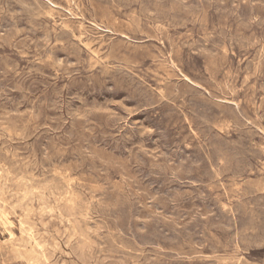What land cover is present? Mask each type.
Segmentation results:
<instances>
[{
	"label": "rangeland",
	"instance_id": "rangeland-1",
	"mask_svg": "<svg viewBox=\"0 0 264 264\" xmlns=\"http://www.w3.org/2000/svg\"><path fill=\"white\" fill-rule=\"evenodd\" d=\"M0 264H264V0H0Z\"/></svg>",
	"mask_w": 264,
	"mask_h": 264
},
{
	"label": "bare ground",
	"instance_id": "bare-ground-1",
	"mask_svg": "<svg viewBox=\"0 0 264 264\" xmlns=\"http://www.w3.org/2000/svg\"><path fill=\"white\" fill-rule=\"evenodd\" d=\"M46 12V11H45ZM135 12V11H134ZM67 27V26H66ZM65 28V27H64ZM166 29V28H165ZM98 63V62H97ZM18 72V71H17ZM137 75V74H136ZM2 127V126H1ZM263 128V127H262ZM19 130V129H18ZM63 152V151H62ZM9 174V173H8ZM26 175V174H25ZM249 179V178H248ZM241 185V184H240ZM33 194V193H32ZM26 200V199H25ZM93 203V202H92ZM100 203V202H99ZM3 204V203H2ZM83 204V203H82ZM252 206V205H250ZM26 208V207H25ZM91 212V211H90ZM50 213V212H49ZM26 216V215H25ZM39 216V215H38ZM42 216V215H41ZM19 220V219H18ZM252 226V225H251ZM20 228V227H19ZM90 229V228H89ZM92 230V229H91ZM255 231V230H254ZM73 236V235H72ZM34 243V242H33ZM44 243V242H43ZM42 244V243H41ZM121 245V244H120ZM57 246V245H56ZM69 246V245H68ZM101 249V247L99 248V250ZM135 249V248H134ZM19 254V253H18ZM222 258V257H221ZM236 258V257H235ZM38 259V258H37Z\"/></svg>",
	"mask_w": 264,
	"mask_h": 264
}]
</instances>
